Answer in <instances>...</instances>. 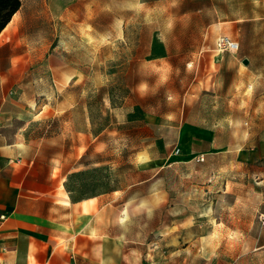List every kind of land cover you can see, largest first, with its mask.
I'll list each match as a JSON object with an SVG mask.
<instances>
[{
  "label": "rangeland",
  "instance_id": "rangeland-1",
  "mask_svg": "<svg viewBox=\"0 0 264 264\" xmlns=\"http://www.w3.org/2000/svg\"><path fill=\"white\" fill-rule=\"evenodd\" d=\"M21 2L34 59L17 123L71 200L104 205V240L134 264H264V54L224 100L232 86L194 84L218 30L175 4Z\"/></svg>",
  "mask_w": 264,
  "mask_h": 264
},
{
  "label": "crops",
  "instance_id": "crops-1",
  "mask_svg": "<svg viewBox=\"0 0 264 264\" xmlns=\"http://www.w3.org/2000/svg\"><path fill=\"white\" fill-rule=\"evenodd\" d=\"M138 2L175 4L181 19L199 20L208 30L217 29V36L230 33L237 39L235 52L213 53L212 44L198 50L203 73L194 84L230 85L235 93L220 98L236 100L256 79L251 69L264 54V28L257 26L264 12L256 5L264 0ZM25 7L21 2L0 31V214H6L0 224V264H134L121 257L114 235L104 240V205L97 198L71 200L55 172L40 170L39 144L17 123L25 70L34 59Z\"/></svg>",
  "mask_w": 264,
  "mask_h": 264
},
{
  "label": "trees",
  "instance_id": "trees-1",
  "mask_svg": "<svg viewBox=\"0 0 264 264\" xmlns=\"http://www.w3.org/2000/svg\"><path fill=\"white\" fill-rule=\"evenodd\" d=\"M21 0H0V31L19 8Z\"/></svg>",
  "mask_w": 264,
  "mask_h": 264
},
{
  "label": "built area",
  "instance_id": "built-area-1",
  "mask_svg": "<svg viewBox=\"0 0 264 264\" xmlns=\"http://www.w3.org/2000/svg\"><path fill=\"white\" fill-rule=\"evenodd\" d=\"M215 48L219 52H223V51L235 52L238 49V43L237 41L233 40L231 37L227 35H219L216 37L215 40ZM5 218H6V214L4 213L0 214V224L5 220Z\"/></svg>",
  "mask_w": 264,
  "mask_h": 264
}]
</instances>
